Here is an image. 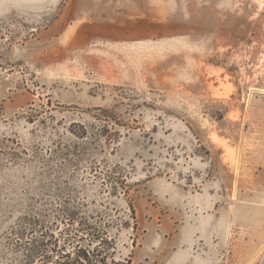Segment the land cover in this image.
I'll return each instance as SVG.
<instances>
[{
	"label": "rangeland",
	"instance_id": "374dc122",
	"mask_svg": "<svg viewBox=\"0 0 264 264\" xmlns=\"http://www.w3.org/2000/svg\"><path fill=\"white\" fill-rule=\"evenodd\" d=\"M174 1L116 44V0H0V264L76 202L132 204L131 264H264V0Z\"/></svg>",
	"mask_w": 264,
	"mask_h": 264
},
{
	"label": "trees",
	"instance_id": "16d2710c",
	"mask_svg": "<svg viewBox=\"0 0 264 264\" xmlns=\"http://www.w3.org/2000/svg\"><path fill=\"white\" fill-rule=\"evenodd\" d=\"M99 206L103 211L82 202L62 203L51 223L41 213H25L10 229L18 238L19 264H131L117 259V240L122 230L136 229L132 204L121 216L116 204L112 210Z\"/></svg>",
	"mask_w": 264,
	"mask_h": 264
},
{
	"label": "crops",
	"instance_id": "0c3cea01",
	"mask_svg": "<svg viewBox=\"0 0 264 264\" xmlns=\"http://www.w3.org/2000/svg\"><path fill=\"white\" fill-rule=\"evenodd\" d=\"M172 1L175 4L176 1ZM179 3L178 5H180ZM114 4L117 6V9L113 11L115 16L109 20L113 24L106 25L107 33L105 34V38L112 43L163 40L182 33L166 34V21L183 22L181 20H184L183 17L179 19L166 18V0H116Z\"/></svg>",
	"mask_w": 264,
	"mask_h": 264
}]
</instances>
